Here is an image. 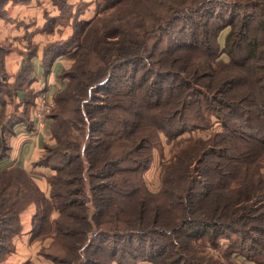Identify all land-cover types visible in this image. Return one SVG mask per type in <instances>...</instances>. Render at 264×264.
Returning <instances> with one entry per match:
<instances>
[{"label":"trees","instance_id":"1","mask_svg":"<svg viewBox=\"0 0 264 264\" xmlns=\"http://www.w3.org/2000/svg\"><path fill=\"white\" fill-rule=\"evenodd\" d=\"M257 2L102 0L93 19L74 22L71 37L43 47L44 75L57 57L72 59L47 116L54 143L36 163L54 174L46 196L26 170L0 169V261L14 253L20 215L32 205L29 234L57 242L59 255L37 254L54 264H221L194 243L215 247L226 232L264 264V0ZM15 45L0 44L4 133L17 122L32 126L37 97L27 89L35 46L8 83L4 59ZM211 118L222 130L181 142L162 167L160 192H148L142 172L160 135L208 129ZM7 152L0 135V159Z\"/></svg>","mask_w":264,"mask_h":264},{"label":"rangeland","instance_id":"2","mask_svg":"<svg viewBox=\"0 0 264 264\" xmlns=\"http://www.w3.org/2000/svg\"><path fill=\"white\" fill-rule=\"evenodd\" d=\"M237 1L241 3L245 2V0ZM254 1L258 3L257 0ZM63 2L65 3V6L62 5ZM54 3L57 4L58 7L54 5ZM99 3H101L100 6L103 8L104 4L102 3V0H27L24 2L20 0H4L0 5V21L10 23L12 20L17 19L20 22V19L24 18L25 20L27 19L25 22L26 24L23 23L26 27L29 28L33 26V32L36 34H43L46 39L54 36L55 32H57L56 34L63 33V35L68 33L66 39L57 41L51 40L50 43L63 42L72 36L74 22L89 21L96 16V13L99 11ZM224 17L227 18V15ZM29 18L31 21L28 22ZM32 19H37L38 21L34 22ZM65 30L67 32H64ZM228 31L229 27H226L219 33L217 41L220 46H222L223 39ZM0 44L1 46L6 47L8 42L4 43L3 40H0ZM72 51H75V49H72ZM219 60L222 63L228 62V58L224 54L219 57ZM0 85H5L4 79L1 77ZM211 119L213 125H211L210 128L196 129L191 133H185L173 140H169L164 135H160L159 146H156L152 151L151 163L149 167L142 172L144 184L148 192L152 194L160 192L162 167L170 162V158L177 151L181 142L191 137L194 139L205 140L212 134L222 130L220 123L216 122L215 118ZM53 143L54 140L52 139V142L46 144V146H51ZM44 153L45 151L43 150L42 155ZM41 156L34 162V169H32L31 172L35 177H43L46 181L49 176L54 174V171L50 167H39L36 165V163L40 161L39 159ZM54 163L55 162L53 161L51 162V164ZM262 165L263 169L261 172L264 173V161L262 162ZM35 179L41 181V179ZM46 196H48V193ZM34 212V206L30 205L21 213L20 222L23 234L13 238L14 246L18 245V252L16 253V251H14V253L0 261V264H54L52 260L41 258L37 255L39 252L42 253V251L53 255H59L61 250L60 247H58L57 242L55 245L50 246L52 243L51 238H45L43 236H39V238L36 239L31 238V235L29 234L30 220ZM52 215V217H56L57 214L52 213ZM26 229H29V231H26ZM237 243L238 240L236 239V236L231 232H226L225 237H222L215 247L209 246L208 244L205 245V241L198 240L194 243V249L202 256H208L219 260L221 264H256L253 260H249L245 257L246 252L238 247L236 248ZM229 253H231L230 256L226 257V254ZM36 256H38L40 260H38ZM104 261H109L107 256L104 257ZM109 264L116 263L110 262ZM139 264L150 263L140 262Z\"/></svg>","mask_w":264,"mask_h":264},{"label":"crops","instance_id":"3","mask_svg":"<svg viewBox=\"0 0 264 264\" xmlns=\"http://www.w3.org/2000/svg\"><path fill=\"white\" fill-rule=\"evenodd\" d=\"M26 21L27 19L25 20L24 18L20 19V22L17 19L12 20L10 23L0 21V40L8 41L10 43L14 42L16 44L15 46L20 48L19 50L10 52L5 56V69L8 75H10V78L8 79V83L10 84L13 82V75L23 66V56L29 52L30 46L36 47L35 57L31 59L32 72L30 82L27 86V89L33 91L37 96L35 99V106H31L28 109L30 121H32L40 97L44 96L47 101H53L55 94L63 87V82H60L57 76L63 69H67L71 66L72 59L67 56L57 57L54 60L49 73L44 75L41 66L43 47L47 43H50L51 40L57 41L66 39L68 33L63 35V33L56 34L57 32H55L54 36L46 39L43 34L34 33L33 26L29 28L26 27L23 24ZM29 21H31L30 18L28 19V22ZM32 21L37 22L38 20L32 19ZM64 32L67 31L65 30ZM23 94V91H17L15 102H18V98H22ZM21 109L22 108L19 106L18 110L21 111ZM1 110L0 105V111ZM3 111L4 118L5 115L11 112V106L7 101ZM31 123L32 126L29 127V129L24 122H17L14 124L12 132L10 133L2 132L0 125V135L6 139L8 145L6 157L0 159V169L18 167L26 170L32 175V178L39 189L46 195L49 191V187L47 186L45 179L43 177H35L31 170L34 169V162L42 155L43 146L52 142V137L50 135V122L48 118H45L43 127L39 128H35L36 125L33 121ZM35 178L41 179V181H37ZM26 231H29V229H26ZM15 251L16 253L18 252V245L15 246ZM36 258L40 260L38 256H36Z\"/></svg>","mask_w":264,"mask_h":264},{"label":"built area","instance_id":"4","mask_svg":"<svg viewBox=\"0 0 264 264\" xmlns=\"http://www.w3.org/2000/svg\"><path fill=\"white\" fill-rule=\"evenodd\" d=\"M53 107V101H47L44 96L40 97L32 118L33 123L36 125L35 128L43 127L45 118L50 114Z\"/></svg>","mask_w":264,"mask_h":264}]
</instances>
